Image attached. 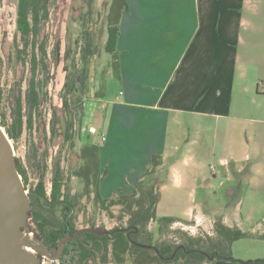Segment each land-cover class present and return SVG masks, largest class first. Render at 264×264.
Wrapping results in <instances>:
<instances>
[{
  "label": "crops",
  "instance_id": "crops-1",
  "mask_svg": "<svg viewBox=\"0 0 264 264\" xmlns=\"http://www.w3.org/2000/svg\"><path fill=\"white\" fill-rule=\"evenodd\" d=\"M127 3L117 40L120 77L98 102L99 125L90 124L101 136V172L107 170L102 196L131 193L159 155L167 175L158 216L205 219L211 236L218 217L227 226L264 234V219H255L264 207V0ZM173 167L182 177L179 187L170 179ZM233 176L240 182L231 188L238 191L228 193L220 211L206 214L204 206L217 198L209 191ZM259 240L235 241L234 258L264 259L254 244ZM240 243L251 248L248 255L235 251Z\"/></svg>",
  "mask_w": 264,
  "mask_h": 264
},
{
  "label": "trees",
  "instance_id": "trees-1",
  "mask_svg": "<svg viewBox=\"0 0 264 264\" xmlns=\"http://www.w3.org/2000/svg\"><path fill=\"white\" fill-rule=\"evenodd\" d=\"M96 0H87V9L83 14L82 29L78 38L82 53V63L79 65L72 59L70 73L62 101V113L65 119V141L75 146V131L77 125L80 135L85 116V98L90 77V59L96 54L97 46L94 33L89 26V20L94 14ZM54 0H16V31L14 41L16 57L21 66L17 71L20 75L14 81L8 95L12 122L9 125L0 118V124L5 128L11 140L16 141L23 133L24 126L41 132L40 149L37 144L32 148L29 157L32 171L37 182L28 188L29 171L22 159L15 156V163L22 176L25 188L32 205L29 219L33 233L40 237L56 254L59 241L66 235H73L80 229L78 226L79 204L87 197L106 211L111 218H117L121 225L109 229L112 233L97 236L84 233L77 239L65 243L64 251L58 264H204L216 259L230 260L237 263L259 264L264 259L242 261L234 258L232 244L243 238L258 236L245 232L241 228L227 226L221 217L214 222V235L193 236L185 230H173V238L159 237L153 242V234L148 229L151 221L160 225V233L164 228L172 227L178 218L158 216L157 206L161 199V184L166 179L157 178L149 183L152 175L163 167L161 156L153 155L151 165L144 172L131 193L104 198L101 193V155L98 143L87 140L79 150L80 165L72 172L83 183V189L74 195L67 183L61 161L58 158L52 162V183L50 192L46 187L45 176L48 169L47 122L44 119V105L49 97V85L53 78L52 61L49 53L50 33L47 25ZM127 0H111L106 16L107 40L105 50L111 54V66L117 78L120 77L119 52L117 40L120 34V24ZM78 47V46H77ZM56 56V49L52 51ZM25 84V87H24ZM103 91L97 95L104 96ZM101 96V97H102ZM3 100V90L0 87V105ZM58 115L53 111L50 120L51 138L55 135ZM89 139V138H88ZM106 169L103 173H106ZM120 206V213L114 214L112 207ZM126 218L125 223H123ZM86 226H97L90 221ZM128 228L125 231H116ZM130 233V237H128Z\"/></svg>",
  "mask_w": 264,
  "mask_h": 264
},
{
  "label": "rangeland",
  "instance_id": "rangeland-1",
  "mask_svg": "<svg viewBox=\"0 0 264 264\" xmlns=\"http://www.w3.org/2000/svg\"><path fill=\"white\" fill-rule=\"evenodd\" d=\"M87 0H54V4L51 11L50 22L47 25V30L50 33L49 53L52 61L53 78L49 85V97L46 101L44 109V119L47 122V143L44 145L48 148V169L45 176L46 187L48 192L51 189L52 183V162L55 158L60 159L62 168L67 178V183L74 195L81 192L83 189V183L78 177L72 175V172L80 165L79 150L84 142L87 140L99 143L101 136L99 133H91L89 127L94 125L96 128L99 125L100 118V103L99 100L102 95H97V91L107 92L112 91L115 88L117 77L111 66V54L105 50V44L107 40L106 29V16L109 11L111 0H96L94 5V14L89 20V26L94 33L96 41L97 52L90 59V77L88 80V89L85 102V116L80 135L78 134L77 125L73 127L75 131V146L72 147L70 142L65 141V119L62 113V101L64 92L66 89L70 66L72 59L76 60L77 64L82 63V53L79 48L78 38L82 29L83 14L87 9ZM16 31V0H0V87L3 90V100L0 105V118L5 119L10 125L12 122L11 111L8 101V95L12 88L14 81L20 75L19 71L21 66L16 57V46L14 41V35ZM78 46V47H77ZM56 49V56L53 57L52 51ZM25 87V84H24ZM53 111L57 112L58 123L55 131V135L51 138L50 134V120L52 118ZM91 124V125H90ZM90 125V126H89ZM92 126V127H94ZM94 127V128H95ZM95 128V129H96ZM5 129V128H4ZM89 138V139H88ZM42 135L37 130V124L34 128L30 129L26 125L20 138L16 141H12L15 148V156L22 159L23 163L29 171V187L37 182L35 172L32 171L29 157L32 154V148L38 144L40 149ZM122 153V152H121ZM162 169H158L157 173L152 175L149 179V183L155 182L159 177L164 178ZM104 170L102 171V175ZM125 178V176H123ZM240 181L233 176L232 181L227 182L223 188L216 187L215 190L209 191V195L217 196L215 203L212 206H204V212L208 215H213L214 210H221L223 204L229 202L228 193L232 191H238V189H232V186H236ZM244 185L239 190V195L244 194ZM28 191V189H27ZM119 193V192H118ZM205 192L202 189L199 191L198 200L203 197ZM119 195V194H118ZM230 198L235 199L236 196ZM114 214L120 213V206L112 207ZM217 213V212H216ZM258 219L259 223H263L264 219V207L259 208L255 219ZM203 220V219H202ZM205 220V219H204ZM203 220V225L199 226V234L193 236H206L209 235V230L204 229L206 221ZM90 221H95L97 226H104L107 229H111L116 225H121V221L117 218H111L109 214L100 208L93 199L87 197L82 198L79 204L78 212V226L80 228L86 227V224ZM125 223L126 218L123 220ZM186 224H195V221H181ZM175 224L172 227L164 228L163 234L160 233V225L157 221H151L148 229L153 234V242H157L159 237L163 239L173 238L175 234L173 230L178 229ZM186 232V231H184ZM212 233V232H211ZM264 239V238H261ZM243 242V241H242ZM264 241H256L254 244L258 245V252L263 256L264 251L261 252L259 244ZM264 244V243H262ZM251 248L244 243L236 245V252L240 255H248ZM42 264H58L57 261H52L48 258H43Z\"/></svg>",
  "mask_w": 264,
  "mask_h": 264
},
{
  "label": "water",
  "instance_id": "water-1",
  "mask_svg": "<svg viewBox=\"0 0 264 264\" xmlns=\"http://www.w3.org/2000/svg\"><path fill=\"white\" fill-rule=\"evenodd\" d=\"M31 212L28 191L16 167L14 145L0 124V264H42L43 258L57 261L66 242L84 233L97 236L112 233L104 226L80 228L75 234L64 236L57 253L52 254L50 247L33 233L29 223Z\"/></svg>",
  "mask_w": 264,
  "mask_h": 264
},
{
  "label": "built area",
  "instance_id": "built-area-1",
  "mask_svg": "<svg viewBox=\"0 0 264 264\" xmlns=\"http://www.w3.org/2000/svg\"><path fill=\"white\" fill-rule=\"evenodd\" d=\"M89 130L91 133H97V129H95L94 127L90 126L89 127ZM105 140V136L103 135L102 136V141ZM175 225L177 226H174V227H177L181 230H185V231H190L189 233H192L193 235H196V234H199V229L198 227L203 225V220L202 218H195V224H186L184 222H181V221H178V222H175L174 223Z\"/></svg>",
  "mask_w": 264,
  "mask_h": 264
},
{
  "label": "clouds",
  "instance_id": "clouds-1",
  "mask_svg": "<svg viewBox=\"0 0 264 264\" xmlns=\"http://www.w3.org/2000/svg\"><path fill=\"white\" fill-rule=\"evenodd\" d=\"M185 163H187V159L185 160ZM170 179L172 180L173 184L176 187H179L181 184L182 177L177 169L174 167L170 170Z\"/></svg>",
  "mask_w": 264,
  "mask_h": 264
}]
</instances>
